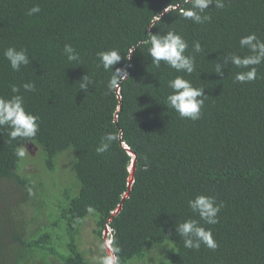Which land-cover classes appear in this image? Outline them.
<instances>
[{"label": "trees", "instance_id": "16d2710c", "mask_svg": "<svg viewBox=\"0 0 264 264\" xmlns=\"http://www.w3.org/2000/svg\"><path fill=\"white\" fill-rule=\"evenodd\" d=\"M34 5L41 11L27 15ZM191 7L188 0H0V96L19 86L26 110L40 117L31 140L10 141L9 129H0V264H92L79 243L89 216L101 243L106 227L107 239L115 235L121 264H264V63L249 83L234 81L245 69L230 62L223 76L214 72L229 54H248L242 36L264 40V0L210 5L212 20L203 24L184 17ZM168 31L187 40L186 54L200 42L193 74L152 63L142 42ZM65 43L80 61L67 60ZM10 46L26 48L29 65L13 71L3 56ZM113 48L122 56L113 71L126 69L128 78L110 89L111 72L96 53ZM86 74L94 81L88 94L78 83ZM177 75L208 96L199 120L167 106V82ZM27 82L35 91H24ZM118 130L121 138L97 153ZM29 143L50 173L58 155L70 152L76 190L65 186L44 220L46 192L39 176L35 185L22 174L24 158L16 156ZM200 194L225 205L217 224L204 225L216 250L187 249L176 233V222L199 219L188 200Z\"/></svg>", "mask_w": 264, "mask_h": 264}, {"label": "clouds", "instance_id": "9594fccd", "mask_svg": "<svg viewBox=\"0 0 264 264\" xmlns=\"http://www.w3.org/2000/svg\"><path fill=\"white\" fill-rule=\"evenodd\" d=\"M188 2L191 3L192 7L186 9L183 15L186 19L196 24L211 22L212 17L206 11L209 10L210 5H214L217 9L225 7V0H188ZM40 11L39 5H34L28 10L27 15L32 16L38 14ZM142 43L150 44L148 54L156 67H160L161 62H164L177 73H184L185 75H191L196 71L195 54L203 51L200 42L195 41L192 44V52L194 54H186L189 44L176 31H168L165 34H151L149 39ZM239 44L242 49H248V54L244 56L229 54L222 60V63L216 62L214 72L219 76H223V70L230 62L236 68L245 69V71L235 74L234 81L249 83L257 79V66L264 63V40L260 39L256 33H250L242 36ZM63 54L69 62L80 61L79 53L71 44H64ZM3 56L9 62L10 68L13 71H19L30 63L26 48L17 49L14 46H10L4 50ZM96 56L103 69L111 72L110 89L117 85L119 81L128 78L126 69L116 68L113 71V67L122 59L118 49L113 48L100 51L96 53ZM127 58H130V55ZM78 83L79 89L88 94V89L94 81L86 74ZM167 86L172 90L166 97L167 106L178 113L181 118L192 121L199 120L205 100L208 98L204 94V88L194 86L192 81L186 79L183 75H177L173 79H170L167 82ZM22 87L25 92L35 91V84L33 82L24 83ZM11 93L10 97L0 96V129L4 127L9 129L8 136L10 141L17 138L34 139L40 129L38 123L40 117L26 110L25 99L21 94L19 86L11 85ZM121 136L122 132L119 130L114 133H107L96 149L97 153L106 152L111 143L119 140ZM26 152L27 150L23 145L19 146L16 156L24 158ZM29 194H32L31 189H29ZM224 206L222 201L218 202L215 196L210 195L200 194L188 200V207L193 213L198 215L199 219L188 218L182 222H176V233L183 239V246L185 248L199 250L201 244L211 250L218 248L219 245L213 236L212 229L206 228L204 225L217 224L219 222V213ZM201 221H203V224ZM108 230L110 229L108 228ZM101 250L104 254L99 257V264H121V257L119 255L121 249L116 242L114 234L103 242Z\"/></svg>", "mask_w": 264, "mask_h": 264}, {"label": "rangeland", "instance_id": "374dc122", "mask_svg": "<svg viewBox=\"0 0 264 264\" xmlns=\"http://www.w3.org/2000/svg\"><path fill=\"white\" fill-rule=\"evenodd\" d=\"M23 146L26 148L27 152L24 157V163L22 164V174L33 179L32 183H34L35 185H37L38 183L34 180V177L35 175L39 176L38 180L40 181L42 186H40L38 190L46 192L43 209L40 215H38L42 220H44V216L47 219L46 211L55 212L54 206L57 204L56 198H62L61 191L65 186H71L73 188L72 192H75L76 190L74 187L72 174L68 170L70 152L65 151L62 154L58 155L55 170L53 173H50L46 171L44 164L38 156L39 148L32 143L25 144ZM5 185L6 182L0 183V187H5ZM31 192L33 193L32 190ZM29 210L30 213H34L37 208L31 205L29 207ZM94 228L95 223L93 217H87L80 227L79 243L81 245V249L87 251L85 255L86 258L92 264H99V257L104 254L101 250V245L105 240H107V235L110 230H108V228L106 227V229L102 231L101 243L100 238L95 236L93 233Z\"/></svg>", "mask_w": 264, "mask_h": 264}]
</instances>
